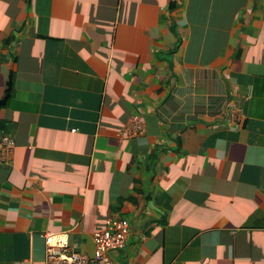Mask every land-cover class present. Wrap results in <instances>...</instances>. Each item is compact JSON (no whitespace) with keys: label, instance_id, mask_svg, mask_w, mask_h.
Listing matches in <instances>:
<instances>
[{"label":"crops","instance_id":"crops-1","mask_svg":"<svg viewBox=\"0 0 264 264\" xmlns=\"http://www.w3.org/2000/svg\"><path fill=\"white\" fill-rule=\"evenodd\" d=\"M10 80L0 264H44L45 231L92 255L113 217L112 264H264V0H0Z\"/></svg>","mask_w":264,"mask_h":264},{"label":"built area","instance_id":"built-area-1","mask_svg":"<svg viewBox=\"0 0 264 264\" xmlns=\"http://www.w3.org/2000/svg\"><path fill=\"white\" fill-rule=\"evenodd\" d=\"M230 123L238 125L243 123V112L239 108L229 111ZM145 130L143 118L134 114L129 119L121 136L134 137ZM15 139L8 135L0 137V163L10 164L14 153ZM132 227L127 218L113 217L107 220L103 229L93 233L94 253L88 255L82 252L77 244H70L66 233L44 232L46 239V255L44 264H112V253L118 249L125 248Z\"/></svg>","mask_w":264,"mask_h":264},{"label":"water","instance_id":"water-1","mask_svg":"<svg viewBox=\"0 0 264 264\" xmlns=\"http://www.w3.org/2000/svg\"><path fill=\"white\" fill-rule=\"evenodd\" d=\"M10 93H11V80L8 82V88L6 89L5 97L0 100V108H1L2 105H4L6 103V100L10 96Z\"/></svg>","mask_w":264,"mask_h":264}]
</instances>
